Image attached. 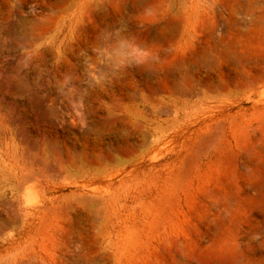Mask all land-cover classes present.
Here are the masks:
<instances>
[{
    "label": "rangeland",
    "instance_id": "rangeland-1",
    "mask_svg": "<svg viewBox=\"0 0 264 264\" xmlns=\"http://www.w3.org/2000/svg\"><path fill=\"white\" fill-rule=\"evenodd\" d=\"M0 264H264V0H0Z\"/></svg>",
    "mask_w": 264,
    "mask_h": 264
},
{
    "label": "bare ground",
    "instance_id": "bare-ground-1",
    "mask_svg": "<svg viewBox=\"0 0 264 264\" xmlns=\"http://www.w3.org/2000/svg\"><path fill=\"white\" fill-rule=\"evenodd\" d=\"M114 1V0H113ZM119 1V0H118ZM128 1V0H127ZM134 1V0H133ZM137 2V1H136ZM145 2V1H144ZM58 3V2H57ZM61 3V2H60ZM105 3V2H104ZM114 3V2H113ZM128 3V2H127ZM62 4V3H61ZM115 4V3H114ZM120 4H121V2H120ZM124 4V3H123ZM99 5V4H98ZM112 5V4H111ZM105 6V5H104ZM112 6H114V5H112ZM92 7V6H91ZM99 7H101V6H99ZM93 8V7H92ZM102 9V8H101ZM35 35V34H34Z\"/></svg>",
    "mask_w": 264,
    "mask_h": 264
}]
</instances>
